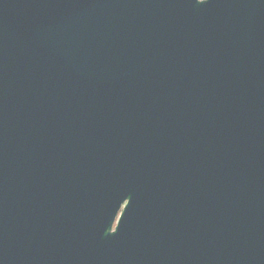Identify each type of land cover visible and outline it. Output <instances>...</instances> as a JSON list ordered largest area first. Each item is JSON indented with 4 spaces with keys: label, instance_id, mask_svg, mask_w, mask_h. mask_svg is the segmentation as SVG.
I'll use <instances>...</instances> for the list:
<instances>
[{
    "label": "water",
    "instance_id": "1",
    "mask_svg": "<svg viewBox=\"0 0 264 264\" xmlns=\"http://www.w3.org/2000/svg\"><path fill=\"white\" fill-rule=\"evenodd\" d=\"M0 264H264V0H0Z\"/></svg>",
    "mask_w": 264,
    "mask_h": 264
}]
</instances>
